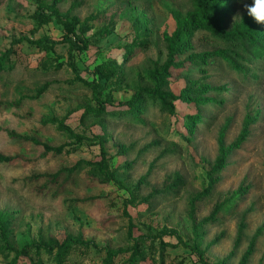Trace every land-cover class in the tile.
Returning <instances> with one entry per match:
<instances>
[{"label": "rangeland", "instance_id": "rangeland-1", "mask_svg": "<svg viewBox=\"0 0 264 264\" xmlns=\"http://www.w3.org/2000/svg\"><path fill=\"white\" fill-rule=\"evenodd\" d=\"M52 2L0 0V51L20 37L59 40L61 25H38L34 17L39 4ZM251 2L225 0L227 32L253 20L245 8ZM56 6L61 14L87 21L86 38L110 28L104 38H89L90 49L76 53L75 63L88 80L96 78L92 72L101 62L116 67L117 75L98 90L112 104L102 115L86 112L95 105L92 89L72 81L65 44L53 49L14 45L12 66L0 70V213L11 218L13 246L60 242L72 235L95 242L99 250H77L62 264H101L105 247L127 249L136 241L144 256L137 264H200L187 246L214 263L264 264V56L235 58L241 68L234 67L219 55L226 50L221 39L189 26L188 0H60ZM179 25L190 37L179 59L205 54L175 72L166 85L176 95L184 92L187 101L173 102L171 114L149 99L137 116L125 110L120 102L152 87L151 74L165 63ZM139 42L146 45L124 54ZM52 119H64L89 140L70 145L73 139ZM244 126L247 136L235 147ZM221 132L225 163L214 171ZM10 133L32 140L11 138ZM95 135L102 137L109 168L123 187L90 173L89 162L100 159ZM57 172L54 182L41 177ZM177 177L182 185L176 194L167 193ZM130 192L134 205L128 201ZM226 201L235 204L232 212H215ZM163 228L175 230L183 244L172 235L160 237ZM159 238L165 243L162 261ZM125 259L121 255L115 264H125ZM7 260L0 249V264ZM43 261L56 264L45 255Z\"/></svg>", "mask_w": 264, "mask_h": 264}, {"label": "trees", "instance_id": "trees-1", "mask_svg": "<svg viewBox=\"0 0 264 264\" xmlns=\"http://www.w3.org/2000/svg\"><path fill=\"white\" fill-rule=\"evenodd\" d=\"M60 0H53L50 6H45L39 4L34 12V17L38 25L47 24L49 22L55 21L57 24L61 25L63 29V35L59 40L50 39L47 36L40 37L36 40L30 39L28 37H20L14 39L10 46L0 51V70L4 67L10 68L12 66V56L15 55V44H20L26 42L29 46L33 47H44L46 49H53L54 46L59 44H65L67 46V57L68 61L66 63L67 67L70 68L71 72L74 74L73 82H79L80 84L91 88L92 95L94 98L95 105L88 106L86 112L93 115H102L106 112V105L112 104V99L110 96L101 99L98 90L105 86L108 81L117 75V69L115 66H109L107 62H101L96 65L93 69V78L88 80L85 77H81L78 73L77 66L75 63V54L82 53L90 49L91 43L89 38L99 40L106 37L110 33V28L102 27L98 32L93 33L89 38L85 37L90 28L87 25V21H80L75 15H70L69 13L61 14L57 9V3ZM192 8V13L188 17L189 26L192 29H199L209 34L211 37L219 38L224 42L226 50L219 52V55L225 58L234 67L241 68L235 63V58L243 59L244 56L260 57L264 56V25H258L254 20H246L243 25L236 24L234 29L227 32L225 25L223 23V18L226 15L227 8L225 0H188ZM189 36L185 33V26L179 25L176 28L175 33L170 37L168 45V53L165 63L160 70H156L151 74L152 87L150 88H140L130 99L120 102V106H124L129 112L135 113L137 116L141 109V106L149 99L153 102L158 101L159 107L162 111H166L169 114L174 113L173 102L181 100L182 103L186 102V96L183 93L178 95L169 91L166 85L169 81H172L176 76L175 72H181L186 69L190 64L204 59L205 54L197 53L192 54L188 58L179 59L180 53H182L183 45L189 42ZM145 46L146 42H139L137 44H131L127 46L124 54H131L134 48L138 45ZM62 64H58L56 68H60ZM103 82V85H101ZM198 101V100H197ZM141 109V110H140ZM52 122L57 123V128L60 129L69 138L73 139L70 145H78L82 142H86L89 138L83 134L75 133L71 128H69L65 123L64 119H52ZM11 138H16L18 140H32L28 136H22L15 133L9 134ZM247 136L246 127L240 132L238 137L234 142V146L238 147L244 142ZM99 141L100 146V159L99 161L89 162L91 167L90 173L98 178L101 182L113 181L114 183L122 186L115 176L114 172L109 168V156L107 150L104 146V141L101 136L95 135ZM74 143V144H71ZM220 145V155L216 158L214 164V171H220L224 167L225 163V153L223 142H222V132L219 139ZM45 150L54 153H60L62 147H48L44 146ZM8 160V159H7ZM60 172L53 175H43L41 177L48 178L51 182L57 181ZM40 176H34L33 179H38ZM182 185L181 178L177 177L173 182L167 187V193L176 194L179 187ZM130 199L128 200L130 204H135V197L132 192H130ZM143 202V200H141ZM229 203V205H228ZM232 201H226L221 206L217 207L215 212L220 210H225V214H230L235 204L230 206ZM227 205V206H226ZM235 209H233L234 211ZM215 214L210 215L205 219L214 217ZM160 237L163 235H172L177 239L178 243L183 244L180 236L175 230L163 228L158 234ZM0 249L5 255L9 257L6 264H44L43 255L47 256L48 259L54 261L56 264H62L66 262L68 256L75 252H87L90 249L99 250L95 242L91 240H82L81 238L73 237L72 235L66 236L62 241H56L49 239L46 242H32L27 245H23L20 248H15L11 240V218L6 214L0 213ZM159 260L162 261V255L164 253L165 243L159 238ZM195 252L198 262L200 264H223L221 262L214 263L211 262L207 256L195 247L187 246ZM105 256L101 261V264H115L116 258L119 256H125V264H137L138 259H144L138 248V241L127 249H111L109 247L104 248ZM247 256H244L241 260L243 263ZM176 264H185L182 260L178 261Z\"/></svg>", "mask_w": 264, "mask_h": 264}, {"label": "clouds", "instance_id": "clouds-1", "mask_svg": "<svg viewBox=\"0 0 264 264\" xmlns=\"http://www.w3.org/2000/svg\"><path fill=\"white\" fill-rule=\"evenodd\" d=\"M246 12L255 23L264 25V0H252L251 4L245 5Z\"/></svg>", "mask_w": 264, "mask_h": 264}]
</instances>
